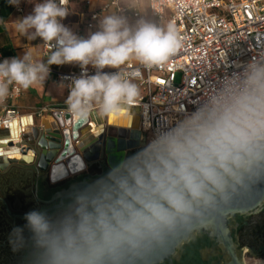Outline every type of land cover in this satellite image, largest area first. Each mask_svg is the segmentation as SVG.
<instances>
[{"label":"clouds","instance_id":"9594fccd","mask_svg":"<svg viewBox=\"0 0 264 264\" xmlns=\"http://www.w3.org/2000/svg\"><path fill=\"white\" fill-rule=\"evenodd\" d=\"M32 3V0H27ZM19 8L22 0H7ZM69 0H42L14 22L15 31L50 46L46 62L31 52L0 62V104L15 91L44 83L52 65H77L68 111L122 115L139 96L120 69L131 60L150 68L176 51V28L119 10L98 30L78 36L62 21ZM136 10L135 0H116ZM95 69L89 74L88 66ZM105 68L116 69L105 72ZM87 165L81 169L86 170ZM264 191V60L247 61L182 119L164 124L141 147L72 192L54 210L34 207L8 234L22 264H164L172 245L195 239V225L241 194Z\"/></svg>","mask_w":264,"mask_h":264},{"label":"built area","instance_id":"2783aa9c","mask_svg":"<svg viewBox=\"0 0 264 264\" xmlns=\"http://www.w3.org/2000/svg\"><path fill=\"white\" fill-rule=\"evenodd\" d=\"M69 0L68 7L70 5ZM95 0H83L84 10L79 12L75 22L62 21L78 36L98 30L99 19L103 15L119 10L129 22L140 18L142 0H135V8L121 5L115 7L116 0H103L99 5ZM150 15L156 24L165 28L172 23L176 28L178 47L166 61L146 68L136 61L121 66V71L138 86L139 96L130 106H138L139 130L144 142L154 132L168 122H176L193 107L214 92L220 81L242 69L250 60H264V0H146ZM18 12L21 8H17ZM164 27V26H162ZM42 56H48L50 46L41 40ZM3 59L0 55V62ZM89 74L95 69L88 66ZM105 72L116 69L105 68ZM81 69L62 70L57 67L50 71V79L63 85L64 99L56 106L42 107L43 112L70 116L67 97L70 80L79 76ZM180 74L179 82L176 75ZM15 91L3 103L0 127H7L6 120L20 119L13 101L21 95ZM8 103V104H7ZM0 104V106H3ZM102 114L95 109L90 112L95 118ZM89 114V115H90ZM88 124L94 122L88 117Z\"/></svg>","mask_w":264,"mask_h":264},{"label":"water","instance_id":"95a60500","mask_svg":"<svg viewBox=\"0 0 264 264\" xmlns=\"http://www.w3.org/2000/svg\"><path fill=\"white\" fill-rule=\"evenodd\" d=\"M136 107L138 109V106ZM94 115L95 118L89 115L94 122L91 126L88 124V119L79 122L73 116L62 117L54 113L50 126L42 128L31 125L30 128H23L17 141L10 139L9 128L0 127V143L20 153L19 158L0 155V167L16 165L40 170L49 169L50 177L55 182L71 176L72 178L67 180L66 186L59 193L67 198L72 192L96 177L83 174L81 169L84 165L91 166L100 163L109 168L112 164L130 155L132 150L137 151L143 144L138 115L128 129L108 124V116H98L95 112ZM88 128L94 130L96 138L80 150L78 140L82 137V132ZM68 145H71L73 151L80 157L78 166L74 171L68 168L65 174L55 176L52 171L57 163L62 161L69 166L72 161L61 159V154ZM262 207H264V191L256 194H241L230 206L208 214L197 223L194 228L195 239L185 236L179 242H174L173 254L164 260V264L173 263L181 250L188 251L194 244L201 245V255L197 251V258L208 259L210 264H243L241 249L235 241V230L244 216ZM211 260H213L212 263Z\"/></svg>","mask_w":264,"mask_h":264},{"label":"flooded vegetation","instance_id":"af4514ba","mask_svg":"<svg viewBox=\"0 0 264 264\" xmlns=\"http://www.w3.org/2000/svg\"><path fill=\"white\" fill-rule=\"evenodd\" d=\"M107 170L99 163L87 166L82 173L97 176ZM70 178L55 182L49 169L16 165L0 167V264H22L23 253L12 252L8 243L9 232L14 225L24 223L23 215L30 209L40 207L51 211L65 201L66 197L59 193ZM235 241L241 249L243 264H248V257L264 260V207L240 220ZM200 248V244H194L188 251L181 250L178 258L168 264H210L208 259L197 258V251L201 255Z\"/></svg>","mask_w":264,"mask_h":264},{"label":"crops","instance_id":"0c3cea01","mask_svg":"<svg viewBox=\"0 0 264 264\" xmlns=\"http://www.w3.org/2000/svg\"><path fill=\"white\" fill-rule=\"evenodd\" d=\"M101 1L103 0H95L94 2L99 5ZM36 2H42V0H32V3L27 2V0H22V3L19 6V8H21V11L18 12L15 6L9 5L7 3V0H0V55L3 60L5 58L22 56L25 52H31L35 60L46 62L48 56H42L41 39L37 38L35 40H29L26 36H23L20 33L16 32L14 27V22L16 21V19L30 14L34 7V3ZM81 4L83 5V0ZM77 6V0H72L69 5L70 13H74V10ZM75 13H77L76 19L70 21L68 20V22L73 23L79 18V12ZM149 16L153 18L150 13ZM136 21L137 20H135L134 22ZM91 32H87L85 34V38ZM57 67L59 66H50L51 70H55ZM60 67L62 70L66 71L69 69H76L78 66L61 65ZM21 92V95L13 101L15 110L20 115V120L24 116L32 115L34 118V123L32 125L42 128L50 126V124L53 122L52 113L43 112L41 116H36L34 113L42 107L49 108L51 106L58 105L64 99L65 89L63 85L51 80L49 76V78L44 83L34 87H30L27 90L21 89ZM3 107L4 104L3 106H0L1 115L3 114Z\"/></svg>","mask_w":264,"mask_h":264},{"label":"bare ground","instance_id":"6f19581e","mask_svg":"<svg viewBox=\"0 0 264 264\" xmlns=\"http://www.w3.org/2000/svg\"><path fill=\"white\" fill-rule=\"evenodd\" d=\"M138 115V109L136 107V104L134 106H128V110L126 113L122 115H113L110 117V121L113 123V126L117 128H130L132 126V121L137 118ZM129 118L130 125H129ZM109 121V116H108ZM107 121V123H108ZM47 122V121H46ZM45 122V123H46ZM34 123V118L32 115H27L22 117V119L18 118H11L9 120H6V124L8 125L9 131H10V139L13 141H17L20 138V133L23 130V128H30V126ZM112 125V124H110ZM96 138V133H94L93 129H87L82 132V137L78 140L79 143V149L82 150L84 147L88 146L93 140ZM0 155H5L6 157L10 158H19L20 153L15 151L14 148H7V146L4 143H0ZM62 160L71 159L72 161L69 163V166L67 164H64L62 161L57 163L53 168V175L55 176H61L65 174V172L68 171V168H70L72 171H74L78 163L80 161V157L76 155V153L73 151V148L71 145H68L66 150L61 154ZM247 263V262H246Z\"/></svg>","mask_w":264,"mask_h":264},{"label":"rangeland","instance_id":"374dc122","mask_svg":"<svg viewBox=\"0 0 264 264\" xmlns=\"http://www.w3.org/2000/svg\"><path fill=\"white\" fill-rule=\"evenodd\" d=\"M77 3H78V6L75 8V10H74V13H70L69 15H68V17L65 19V20H73V19H76V14L77 13H75V12H80V11H83L84 10V7H83V5L81 4L82 3V0H77ZM140 11H141V16H143L145 19H147V20H150V21H152V22H154V23H156V21H155V19H153V18H151L150 16H149V12H148V5H147V3L145 2V0H142L141 1V9H140ZM130 23H135L134 21H132V22H130ZM162 24V26H164L165 27V24H164V22H162L161 23ZM179 80H180V74L179 73H177V75H176V82H179ZM36 115V114H35ZM111 119H110V117H109V121H108V124H112L113 125V123L110 121ZM130 118H129V120H128V122H129V125H130ZM143 143H145L144 141H143ZM246 262L248 263V264H264V260H259V259H257V258H252V257H248V258H246Z\"/></svg>","mask_w":264,"mask_h":264},{"label":"trees","instance_id":"16d2710c","mask_svg":"<svg viewBox=\"0 0 264 264\" xmlns=\"http://www.w3.org/2000/svg\"><path fill=\"white\" fill-rule=\"evenodd\" d=\"M3 3V2H2Z\"/></svg>","mask_w":264,"mask_h":264}]
</instances>
